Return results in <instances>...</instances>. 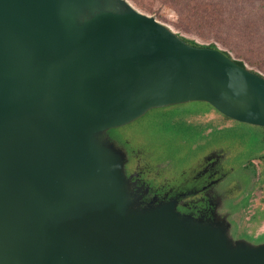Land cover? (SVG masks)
<instances>
[{"label": "water", "instance_id": "obj_1", "mask_svg": "<svg viewBox=\"0 0 264 264\" xmlns=\"http://www.w3.org/2000/svg\"><path fill=\"white\" fill-rule=\"evenodd\" d=\"M187 102L264 128V77L126 0H0V264H264V243L173 202L139 207L121 154L99 143Z\"/></svg>", "mask_w": 264, "mask_h": 264}, {"label": "rangeland", "instance_id": "obj_2", "mask_svg": "<svg viewBox=\"0 0 264 264\" xmlns=\"http://www.w3.org/2000/svg\"><path fill=\"white\" fill-rule=\"evenodd\" d=\"M127 1L133 9L154 17L179 36L199 45L214 44L264 77V2L191 0L202 11L214 8L213 18L217 20L207 26L188 20L184 12L176 13L165 0H142L151 12ZM84 6H74L77 23L91 15L92 7ZM220 19L222 24H218ZM257 64L262 67L257 68ZM97 138L101 145L111 146L121 154L123 171L130 161L144 168V177L153 179V185L154 180L158 184L161 179L176 190L191 185L205 155L209 156L208 162L222 156L223 171L210 175L219 178L211 188V197L222 203L218 213H223L230 227L227 234L237 242L264 243L263 127L228 119L205 102H188L150 109L123 126L103 131ZM95 153H104L100 154L104 158L107 155L102 147ZM191 203L189 199L188 204ZM212 224L222 226L219 222Z\"/></svg>", "mask_w": 264, "mask_h": 264}, {"label": "flooded vegetation", "instance_id": "obj_3", "mask_svg": "<svg viewBox=\"0 0 264 264\" xmlns=\"http://www.w3.org/2000/svg\"><path fill=\"white\" fill-rule=\"evenodd\" d=\"M215 162H208L209 156H204V162L201 163L192 179L191 185L184 190H176L175 187L166 185L164 180L153 185V179L144 177L143 170H140L137 164H131L130 161L125 166V176L128 182L127 192L130 200L135 201L142 207L156 206L173 202L175 209L181 216H189L193 219H200L204 223L219 222L229 230L223 218V213H218L222 203L211 197V188L214 187L219 178L210 177L211 174H220L222 156L217 155ZM148 166V165H147ZM144 169V168H142ZM159 182V181H158ZM189 196V198H188ZM192 199L189 205L188 200ZM185 203H187L185 205Z\"/></svg>", "mask_w": 264, "mask_h": 264}, {"label": "trees", "instance_id": "obj_4", "mask_svg": "<svg viewBox=\"0 0 264 264\" xmlns=\"http://www.w3.org/2000/svg\"><path fill=\"white\" fill-rule=\"evenodd\" d=\"M127 1V0H126ZM131 3H133L135 6L145 10V11H148V12H151V9H149L144 3L142 0H129ZM262 2H264V0H260ZM166 4H168V6H170L171 8H173L175 10L176 13L178 14H181V12H184L185 15H186V18L188 20H193V21H196L197 23H202L204 25H207V26H213L214 25V22L217 20L216 18H213L214 16V8L213 9H210V10H206L204 9L203 11L200 10L197 6L195 5L194 3L192 4V1L191 0H165ZM128 3V1H127ZM201 7V6H200ZM202 9V8H201ZM137 11V10H136ZM148 16V15H147ZM152 17V16H150ZM154 18V17H153ZM155 19V18H154ZM219 23L218 24H222V21L221 19L218 21ZM160 23V22H159ZM162 24V23H161ZM177 28L179 29H182L181 25H178ZM171 30V29H170ZM172 31V30H171ZM173 32V31H172ZM174 33V32H173ZM179 39H181L185 44L189 45V46H192V47H196V48H209V49H214V50H219L218 48H216V46L214 44H209V45H199L197 43H195L194 41L192 40H188V39H185L181 36H179L178 34L174 33ZM220 52H222L226 57H228L229 59H232L236 64H238L239 66L247 69L245 66H244V63L242 61H238V60H235L233 59L227 52L225 51H221L219 50ZM257 68H261L262 65L260 64H257L256 65ZM249 70V69H248ZM255 74H258L260 75L259 73L255 72V71H252V70H249ZM262 76V75H260ZM263 77V76H262ZM188 103V102H187ZM184 104V103H182ZM176 105H181V104H175V105H170V106H166V107H171V106H176ZM161 108H165V107H161ZM139 167V166H138ZM140 170H143L141 168H139ZM137 205L141 208H143L142 206H140V204L137 203ZM157 206V205H156ZM148 207V206H147ZM196 220H200V219H196ZM202 221V220H201ZM203 222V221H202ZM208 224V223H207ZM212 224V223H211Z\"/></svg>", "mask_w": 264, "mask_h": 264}]
</instances>
